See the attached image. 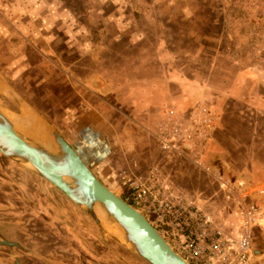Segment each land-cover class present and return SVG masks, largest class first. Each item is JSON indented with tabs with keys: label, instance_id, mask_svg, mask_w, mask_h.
I'll return each instance as SVG.
<instances>
[{
	"label": "rangeland",
	"instance_id": "1",
	"mask_svg": "<svg viewBox=\"0 0 264 264\" xmlns=\"http://www.w3.org/2000/svg\"><path fill=\"white\" fill-rule=\"evenodd\" d=\"M198 97L222 126L203 160L217 169L219 157L225 176L264 187V0H0V103L13 122L33 109L117 195L121 168L156 166L221 221L231 208L216 181L151 133L169 107ZM96 131L111 152L101 154ZM255 232L254 262L264 264L263 225ZM6 238L13 246L0 243V264H145L0 153Z\"/></svg>",
	"mask_w": 264,
	"mask_h": 264
},
{
	"label": "built area",
	"instance_id": "2",
	"mask_svg": "<svg viewBox=\"0 0 264 264\" xmlns=\"http://www.w3.org/2000/svg\"><path fill=\"white\" fill-rule=\"evenodd\" d=\"M216 127V115L207 103L182 115L170 111L151 132L160 149L183 156L212 176L231 211L219 221L191 195L176 186L156 166L139 171L121 168L119 197L138 210L188 264H251L253 232L260 212L253 198L264 187H238L203 160L204 149Z\"/></svg>",
	"mask_w": 264,
	"mask_h": 264
},
{
	"label": "water",
	"instance_id": "3",
	"mask_svg": "<svg viewBox=\"0 0 264 264\" xmlns=\"http://www.w3.org/2000/svg\"><path fill=\"white\" fill-rule=\"evenodd\" d=\"M24 107L35 123L15 124L0 103L1 154L52 183L83 208L108 236L150 264H188L138 210L97 178L56 129L33 109ZM95 207L110 224L118 227L119 234L103 226Z\"/></svg>",
	"mask_w": 264,
	"mask_h": 264
},
{
	"label": "crops",
	"instance_id": "4",
	"mask_svg": "<svg viewBox=\"0 0 264 264\" xmlns=\"http://www.w3.org/2000/svg\"><path fill=\"white\" fill-rule=\"evenodd\" d=\"M207 101H209L208 100V98H204V97H198V98H196V99H193L191 102H189V103H186L185 102V104L183 105V106H171V107H169L168 109H172L173 110V112H175V114H178V115H182L183 113H188L191 109H193V107H195L196 105H198V104H201V103H207ZM210 106V108L215 112V115H216V128H215V130L213 131V133H212V135H211V138L209 139V141L212 139V137L215 135V134H217L220 130H219V127H222V126H220V116L218 115V113H217V111H216V109L214 108L213 109V106L212 105H209ZM167 115V113L166 114H164L163 116H166ZM162 116V117H163ZM162 117H160V118H162ZM159 118V119H160ZM96 123V119H92V124H95ZM221 129V128H220ZM208 141V142H209ZM90 146V145H89ZM89 146H87V148H85V151H86V154L88 155V156H91L92 158H94V156L93 155H90L89 154V150L91 151V153L92 154H94V152L92 151V146L91 147H89ZM90 148V149H89ZM216 159V161L218 160V161H220V162H217L216 164L217 165H215V164H213V165H215V167L218 169H221L222 171H224V173H229L230 171H228V169H227V163L226 162H223L222 160H219V157H218V159L217 158H215ZM85 162V161H84ZM87 164V163H86ZM88 166V165H87ZM220 166V167H219ZM107 174V176H109V174H108V172L106 173ZM223 174V173H222ZM168 175V174H167ZM170 176V175H169ZM247 176H242V177H240V176H235V178L237 179V180H242V181H244L245 183H246V187H249V185H247L248 183H247V181H246V178ZM219 196L220 198H221V200H222V202L225 204V201H224V199H223V196L219 193V191H218V188H217V190H216V192H215V196ZM39 201V200H38ZM253 202H255V204H256V207L258 208V210H259V212L261 213V215H259V222L256 224V227L257 226H259L260 225V227L263 225V235H262V240H263V242H264V195L263 196H257V197H254L253 198ZM256 232H254V234H255ZM254 251H255V253H256V255L258 256L259 254L257 253L258 252V250L257 249H254ZM263 255H264V252L262 253ZM135 255H137V257H139L140 259H142V257L140 256V255H138L137 253H135ZM256 256V257H257ZM144 259V258H143ZM145 262V264H150L148 261H146V260H144Z\"/></svg>",
	"mask_w": 264,
	"mask_h": 264
},
{
	"label": "flooded vegetation",
	"instance_id": "5",
	"mask_svg": "<svg viewBox=\"0 0 264 264\" xmlns=\"http://www.w3.org/2000/svg\"><path fill=\"white\" fill-rule=\"evenodd\" d=\"M93 125L94 124H91V126L90 127H93ZM93 129V128H92ZM94 137H96V139H97V141H95V142H97V144H98V147H99V150H100V152H101V154L102 153H105V154H107L108 152H111V150H110V148H111V146H110V144H109V141L107 140V141H105V140H101V139H103L102 138V135L99 133V132H97L96 131V133H95V135H94ZM64 138V137H63ZM65 139V138H64ZM66 141H67V139H65ZM68 142V141H67ZM69 144H70V146H71V143L70 142H68ZM72 147V146H71ZM108 151V152H107ZM83 159V158H82ZM84 161V160H83ZM43 196H45L44 194H43ZM1 227L3 228L2 230L5 232L6 230L5 229H7L5 226H3V225H1ZM255 228H256V226L254 227V232H255ZM254 232H253V238H254ZM3 241L4 240H2V239H0V243H2V244H5V245H7V246H13V243L12 242H10L7 238L5 239V243H3ZM252 248H253V259H252V262H251V264H255V262H254V258L257 256L256 255V253H255V251H254V246H253V241H252ZM18 262L20 263V261L18 260ZM16 264H17V261H16ZM21 264V263H20Z\"/></svg>",
	"mask_w": 264,
	"mask_h": 264
},
{
	"label": "bare ground",
	"instance_id": "6",
	"mask_svg": "<svg viewBox=\"0 0 264 264\" xmlns=\"http://www.w3.org/2000/svg\"><path fill=\"white\" fill-rule=\"evenodd\" d=\"M24 119H25V121H27V122H30V123H35V121H34V119H32L30 116H28V115H24V117H23ZM12 119V118H11ZM18 119H20V118H18ZM23 119V120H24ZM16 121H17V119H15ZM20 120H22V119H20ZM14 121V120H13ZM15 121V122H16ZM18 122V121H17ZM16 122V123H17ZM36 125H37V123H36ZM95 213L97 214V216L100 218V220H101V222H102V224H103V226L105 227V228H107L108 230H110V231H112L113 233H116V234H119V230H118V227L116 226V225H112V224H110L109 223V221H107L106 219H105V217H104V214L102 213V211L98 208V207H95Z\"/></svg>",
	"mask_w": 264,
	"mask_h": 264
},
{
	"label": "trees",
	"instance_id": "7",
	"mask_svg": "<svg viewBox=\"0 0 264 264\" xmlns=\"http://www.w3.org/2000/svg\"><path fill=\"white\" fill-rule=\"evenodd\" d=\"M219 172L223 173V174H226L224 173V171H222L221 169H217ZM227 175V174H226ZM231 177V176H230ZM233 180H235V183L238 187H245L246 186V183L242 180H237L234 176L231 177Z\"/></svg>",
	"mask_w": 264,
	"mask_h": 264
}]
</instances>
